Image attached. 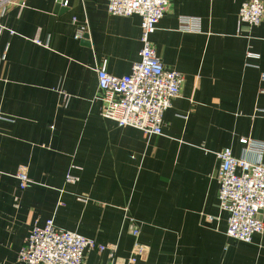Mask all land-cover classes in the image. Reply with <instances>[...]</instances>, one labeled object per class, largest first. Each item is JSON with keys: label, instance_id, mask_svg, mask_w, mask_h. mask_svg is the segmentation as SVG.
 Here are the masks:
<instances>
[{"label": "crops", "instance_id": "1", "mask_svg": "<svg viewBox=\"0 0 264 264\" xmlns=\"http://www.w3.org/2000/svg\"><path fill=\"white\" fill-rule=\"evenodd\" d=\"M246 1L168 0L151 43L184 83L163 135L147 136L103 118L98 100V69L122 77L140 61V16H112L108 0H0V264H20L48 220L114 247L86 264H128L136 244L137 264H264V232L229 238L219 205L216 154L264 142V20L239 23ZM182 17L200 31H181ZM247 158L264 164V153ZM21 171L33 182L25 190Z\"/></svg>", "mask_w": 264, "mask_h": 264}, {"label": "built area", "instance_id": "2", "mask_svg": "<svg viewBox=\"0 0 264 264\" xmlns=\"http://www.w3.org/2000/svg\"><path fill=\"white\" fill-rule=\"evenodd\" d=\"M69 3L70 0H58V4L63 8L69 7ZM168 6V0H108L107 4L108 13L112 16L138 15L142 18V47L140 61L133 64L130 74L122 77L111 75L105 65L97 70L100 91L98 100L103 104L102 117L116 122L120 127L138 129L147 136L163 135L164 114L180 96L184 83L181 73L164 67L151 43V36L157 30ZM238 20L243 26L259 27L264 20L262 1L248 0L242 3ZM180 30L199 32L200 19L180 18ZM87 32L86 27L80 26L75 39H85ZM35 43L41 45L39 40H35ZM246 58L258 60L260 55L248 52ZM261 79L264 81V73ZM241 143L247 149L240 157L234 156L232 150L228 148L216 154L220 161L219 205L228 213L227 236L249 244L255 235L264 232V222L261 218L264 213V164L261 160H249L247 153L253 151L258 154V159L261 158L264 153V142L241 140ZM16 176L22 190L33 184L24 171ZM78 181L77 176L68 174L66 177L68 184H76ZM132 233L138 237L139 230L133 229ZM109 249L115 250L114 247L101 245L78 233L60 229L53 220H48L44 227L32 228L26 244L19 253L18 262L86 264V257L90 252L103 253ZM144 251V247L136 244L135 252L128 264H137V254Z\"/></svg>", "mask_w": 264, "mask_h": 264}]
</instances>
